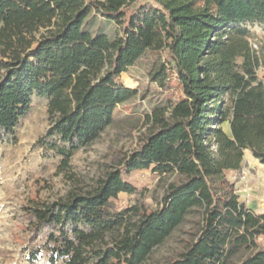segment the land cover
<instances>
[{
    "label": "trees",
    "instance_id": "obj_1",
    "mask_svg": "<svg viewBox=\"0 0 264 264\" xmlns=\"http://www.w3.org/2000/svg\"><path fill=\"white\" fill-rule=\"evenodd\" d=\"M92 14L115 35L88 31ZM244 24L264 29V0H0V143L14 138L33 97L45 99L40 148L66 170L136 96L118 79L146 51L162 50L157 78L177 88L93 187L26 208L28 262L43 252L49 264H264V214L225 179L246 153L264 167V43L252 48ZM143 170L173 178L157 207L112 210ZM175 233L185 236L179 249L155 259Z\"/></svg>",
    "mask_w": 264,
    "mask_h": 264
},
{
    "label": "rangeland",
    "instance_id": "obj_2",
    "mask_svg": "<svg viewBox=\"0 0 264 264\" xmlns=\"http://www.w3.org/2000/svg\"><path fill=\"white\" fill-rule=\"evenodd\" d=\"M243 27L251 33L252 48L258 50L264 43V29L255 24H244ZM85 28L93 34L110 36L117 31L113 24L97 14L91 15ZM163 62L162 50L150 49L119 76V82L136 90V96L116 109L114 123L96 142L78 150L66 170L59 168L57 157L40 148V139L49 128L47 101L33 97L30 111L19 122L14 138H4L0 143V264H49L47 254L43 252L36 262L27 261L30 232L26 208L34 201L52 202L70 191L89 190L117 157L134 148L139 133L144 131L145 115L163 96L177 95L173 80H166L165 84L157 78ZM257 76L264 84V64ZM227 124L224 122L221 127L226 130ZM172 179L158 177L148 170L135 171L128 178L134 193L119 194L112 201L111 208L120 211L137 204L153 210L158 205L164 184ZM225 179L233 185L239 202L256 213L264 212V167L248 153L241 169L228 172ZM184 237L182 233L173 234L155 251V259L163 260L174 255ZM43 240L41 237L31 246L36 247Z\"/></svg>",
    "mask_w": 264,
    "mask_h": 264
},
{
    "label": "crops",
    "instance_id": "obj_3",
    "mask_svg": "<svg viewBox=\"0 0 264 264\" xmlns=\"http://www.w3.org/2000/svg\"><path fill=\"white\" fill-rule=\"evenodd\" d=\"M248 156L251 158V159H253L251 156H250V154L248 153ZM254 161H256L255 159H253ZM256 162H258V161H256ZM258 214H264V212L263 213H258Z\"/></svg>",
    "mask_w": 264,
    "mask_h": 264
},
{
    "label": "bare ground",
    "instance_id": "obj_4",
    "mask_svg": "<svg viewBox=\"0 0 264 264\" xmlns=\"http://www.w3.org/2000/svg\"><path fill=\"white\" fill-rule=\"evenodd\" d=\"M227 128H228V125H227Z\"/></svg>",
    "mask_w": 264,
    "mask_h": 264
}]
</instances>
